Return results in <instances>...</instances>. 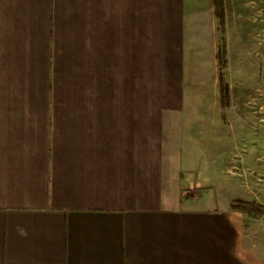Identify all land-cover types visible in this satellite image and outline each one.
Returning a JSON list of instances; mask_svg holds the SVG:
<instances>
[{"label":"crops","instance_id":"crops-1","mask_svg":"<svg viewBox=\"0 0 264 264\" xmlns=\"http://www.w3.org/2000/svg\"><path fill=\"white\" fill-rule=\"evenodd\" d=\"M237 6L221 34L213 0H0V264H264L182 166L193 52L219 64L224 36L229 59Z\"/></svg>","mask_w":264,"mask_h":264},{"label":"rangeland","instance_id":"rangeland-1","mask_svg":"<svg viewBox=\"0 0 264 264\" xmlns=\"http://www.w3.org/2000/svg\"><path fill=\"white\" fill-rule=\"evenodd\" d=\"M249 2L260 8L261 19H239L245 13L244 0H235L240 6L232 19L226 68L206 62L215 59L212 46L203 51L202 61L193 52L184 101L196 124L193 133L202 134V140L194 143L190 135L184 137L182 166L200 178L198 192L188 189L186 196L203 194L218 207L220 244L229 222L239 236V250L256 253L264 263V215L231 208L234 200L264 205V0ZM258 39L261 50L254 47ZM220 73L230 85L229 107L220 99ZM164 76L162 69L140 67V106L161 105ZM211 183L218 185L215 192L208 191Z\"/></svg>","mask_w":264,"mask_h":264},{"label":"trees","instance_id":"trees-1","mask_svg":"<svg viewBox=\"0 0 264 264\" xmlns=\"http://www.w3.org/2000/svg\"><path fill=\"white\" fill-rule=\"evenodd\" d=\"M215 6V15L219 21V29L222 34L225 33L226 14L224 7V0H213ZM217 60L221 68L227 67V45L226 39L223 36L218 46ZM220 82V99L225 107H229L231 103V90L230 85L226 81L223 73L219 74ZM232 209L246 211L254 215H264V205L259 204L256 201L234 200L232 202Z\"/></svg>","mask_w":264,"mask_h":264},{"label":"bare ground","instance_id":"bare-ground-1","mask_svg":"<svg viewBox=\"0 0 264 264\" xmlns=\"http://www.w3.org/2000/svg\"><path fill=\"white\" fill-rule=\"evenodd\" d=\"M264 36V35H263Z\"/></svg>","mask_w":264,"mask_h":264}]
</instances>
